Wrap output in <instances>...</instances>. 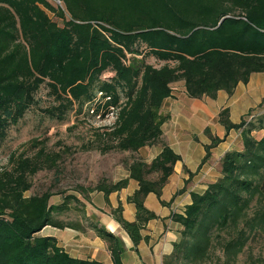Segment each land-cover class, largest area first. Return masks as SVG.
<instances>
[{
	"label": "trees",
	"instance_id": "16d2710c",
	"mask_svg": "<svg viewBox=\"0 0 264 264\" xmlns=\"http://www.w3.org/2000/svg\"><path fill=\"white\" fill-rule=\"evenodd\" d=\"M52 1L57 4L0 0V143L45 85L57 102L50 117L63 119L73 107L85 106L88 116L113 118L98 136L101 153L158 145L161 151L149 164L134 159L127 166L138 185L126 199L135 207V220L122 219L120 207L112 212L135 250L140 231L156 219L144 199L150 193L160 197L180 160L162 141L169 119L160 114L162 102L176 84L190 100L215 99L219 91L231 95L238 83L264 73V0ZM147 58L162 65L147 64ZM106 73L112 77L104 80ZM218 123L225 134L238 132L240 150L225 152L220 177L201 195H190L183 215H173L181 226L179 240L162 264H204L215 251L221 255L217 264H235L264 232V111L251 109L232 124L222 109ZM208 137L199 168L221 142ZM41 159V151L33 158L12 155L9 168L0 171V264H99L71 259L54 238L38 237L44 227L80 233L89 227L112 264H123L120 242L85 218L81 200L87 202L93 191L107 198L127 180L79 188V196L61 194L58 204H50L48 191L25 197L30 178L44 168Z\"/></svg>",
	"mask_w": 264,
	"mask_h": 264
},
{
	"label": "crops",
	"instance_id": "0c3cea01",
	"mask_svg": "<svg viewBox=\"0 0 264 264\" xmlns=\"http://www.w3.org/2000/svg\"><path fill=\"white\" fill-rule=\"evenodd\" d=\"M174 91L172 97L162 102L161 107L174 102L179 106L188 107L190 114H164L163 116L168 115L169 119L162 125L161 130L164 143L180 160L173 166L172 174L162 188L160 197L157 198L151 193L145 197L144 207L153 213L156 219L149 221L140 231L142 240L135 250L129 237L112 215V212L120 207L119 213L122 219L127 222L135 220V207L127 203L126 199L132 196L138 185L136 181L129 179L127 170L122 171L112 180V184L127 180L124 188L110 193L107 198L102 192L93 191L87 195V202L81 200L84 204L85 218L97 223L120 242L123 248V264H162V260L171 254L173 244L178 242L181 230V226L173 220V215H183L185 207L191 203L190 195H201L209 183L215 182L220 177L219 161L231 146L230 138H238L237 149L234 150H240L238 132L229 131L225 134L224 128L218 123L219 111L227 109L229 121L238 124L249 110L260 108L259 105H262L261 102L264 100V73L252 74L246 84L238 83L231 95L219 91L215 99L202 98L201 100L204 101L201 103V100L188 98L187 101L182 99L179 101ZM182 95L185 97L183 93ZM208 135L220 139L221 142L211 149L209 160L199 168L205 154L204 146L210 144ZM148 147L138 151L150 152L142 158L146 164H149L161 151L160 147ZM218 148L221 151L216 153ZM181 190L183 192L178 194ZM59 202L60 200L50 204ZM80 223L86 224L82 220ZM85 228V232L80 233L68 228L59 230L44 227L37 236L54 238L57 247L71 259L112 264L104 243L96 237L91 228Z\"/></svg>",
	"mask_w": 264,
	"mask_h": 264
},
{
	"label": "rangeland",
	"instance_id": "374dc122",
	"mask_svg": "<svg viewBox=\"0 0 264 264\" xmlns=\"http://www.w3.org/2000/svg\"><path fill=\"white\" fill-rule=\"evenodd\" d=\"M49 1L57 4L55 1ZM145 62L154 67L162 65L152 58H147ZM111 77V73H106L103 78L107 80L106 78ZM173 88L176 89L174 92L177 94V100L187 101L180 92V84ZM202 101L204 100L200 103ZM261 103V107L255 110L264 109V100ZM56 107L57 102L50 95L48 88L42 85L35 95V104L16 126L7 130L5 140L0 143V171L9 168L8 161L12 155L33 158L38 152H42L41 161L44 168L30 178L31 189L25 193V197L48 191L51 193L49 202L56 203L63 194L79 196L76 192L79 188L89 190L102 181L112 183L115 176L127 170L131 161H142L143 156L150 154L145 151L101 153L100 148L104 141L98 136L106 132L113 118L108 117L102 121L99 116H88L91 112H87L90 109L85 106L81 111L76 106L73 107L63 119L50 117L51 109ZM187 108L172 102L161 107L160 114H190ZM229 140L231 146L228 151L237 149L238 138L232 137ZM220 151L218 148L216 153ZM61 219L65 220V217ZM218 261H221V255L215 251L204 264H217ZM251 263L264 264V232L253 238L235 261V264Z\"/></svg>",
	"mask_w": 264,
	"mask_h": 264
}]
</instances>
